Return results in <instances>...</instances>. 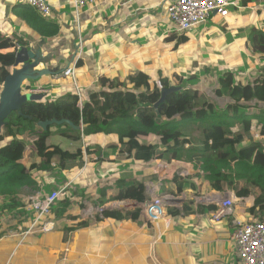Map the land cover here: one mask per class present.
I'll use <instances>...</instances> for the list:
<instances>
[{"label": "crops", "instance_id": "obj_1", "mask_svg": "<svg viewBox=\"0 0 264 264\" xmlns=\"http://www.w3.org/2000/svg\"><path fill=\"white\" fill-rule=\"evenodd\" d=\"M166 1L101 0L83 10L76 26L71 21L72 0H47L60 21L58 33L44 38L16 14L14 0H0V34L25 41L17 50L39 52L43 60L36 68L54 70L26 81L24 91L32 90L39 99L46 93L51 100L78 91L80 106L89 92L99 89L105 75L123 79L142 70L159 80L173 74L178 64L179 74H199L201 65L205 75L237 71L242 55L249 53L243 43L251 26L264 31V0H230L236 5L226 16L212 13L211 24H197L181 34L173 30ZM169 36L185 38L174 48L180 55L173 63ZM165 38L168 43L162 45ZM186 64L189 68L184 69ZM67 67H74L73 76L63 74ZM51 131L52 144L70 153L81 148L83 153L62 164L52 156L33 173V184L0 193V264H239L232 239L234 218L264 221V210L250 211L256 206L254 195L236 197L230 189L211 190L203 170L191 162L137 161L120 152L118 129L98 133L99 144L93 145L98 154L86 153L84 138L71 140L56 127ZM26 155L23 164L28 163ZM129 179L143 184L144 201L113 199L120 180ZM53 190L60 193L50 212L36 220L30 196ZM225 197L233 200V214L220 209ZM149 205L160 210L158 218L145 214ZM164 216L170 219L168 225Z\"/></svg>", "mask_w": 264, "mask_h": 264}, {"label": "trees", "instance_id": "obj_2", "mask_svg": "<svg viewBox=\"0 0 264 264\" xmlns=\"http://www.w3.org/2000/svg\"><path fill=\"white\" fill-rule=\"evenodd\" d=\"M13 10L38 35L49 38L58 33L57 24L43 19L29 6L16 3ZM178 39L174 48L185 41ZM18 44L25 41L0 34V86L11 71ZM243 45L255 55L256 64L263 65L245 77L240 71L214 74L217 82L213 95L226 98L224 106L217 105L213 96L204 98V91L181 86L182 77L173 83L165 76L160 88L152 74L142 70L123 79L102 76L99 89L89 92L80 106L76 92L55 100L46 99L44 93L43 99L26 101L9 113L1 126L0 193L33 184V173L48 165L52 156H58L62 164L82 155L81 148L70 153L52 144L51 127L71 140H80L82 132L88 143L86 153L95 154L99 153L93 147L99 144L98 133L118 129L116 141L123 147L120 152L137 161L191 162L203 170L211 190L230 189L236 197L254 195L256 206L250 211L264 210V31L252 25ZM7 48L13 50L3 51ZM172 85L179 89L159 101L161 90ZM53 118L67 119L72 125L37 128L36 122ZM24 153L27 164L21 162ZM119 184L113 199L144 201L141 182L129 179ZM169 214L175 215L173 211ZM132 217H137V212Z\"/></svg>", "mask_w": 264, "mask_h": 264}, {"label": "built area", "instance_id": "obj_3", "mask_svg": "<svg viewBox=\"0 0 264 264\" xmlns=\"http://www.w3.org/2000/svg\"><path fill=\"white\" fill-rule=\"evenodd\" d=\"M101 0H72L74 17L72 22L78 26L80 14L85 8L96 5ZM15 3L29 6L43 19L55 24L60 21L54 8L47 0H15ZM231 5H236L230 0H167L166 12L172 22L174 32L181 34L190 31L197 24L204 23L212 13L226 16ZM59 26V25H58ZM66 76L74 75V67H67L63 72ZM158 87L161 86L160 80H155ZM77 95L80 97L78 91ZM81 132V140H84ZM58 190H53L47 195L42 196L40 192H34L30 196L29 205L36 213V220L44 217L50 212L59 195ZM220 209L226 215L234 213V204L231 198L225 197L220 203ZM148 216L158 218L160 210L157 206L149 205L144 209ZM214 218L217 219L216 216ZM164 222L168 225L170 219L164 216ZM234 230L232 239L238 255L239 264H264V221L251 220L243 221L234 218Z\"/></svg>", "mask_w": 264, "mask_h": 264}, {"label": "water", "instance_id": "obj_4", "mask_svg": "<svg viewBox=\"0 0 264 264\" xmlns=\"http://www.w3.org/2000/svg\"><path fill=\"white\" fill-rule=\"evenodd\" d=\"M43 58L37 51L21 47L16 51L15 59L12 64L10 73L5 77L0 89V130L4 119L12 111L18 110L26 101L39 99L41 95L35 94L32 90L24 91L23 86L26 81H35L44 75L54 74V70L50 68H36ZM27 87H30L27 85ZM179 89L176 86H170L161 90L163 100L165 95L173 90ZM157 105V103H155ZM131 110L130 113H132ZM56 124H70L67 119H50L37 122V126L47 129L48 126Z\"/></svg>", "mask_w": 264, "mask_h": 264}, {"label": "rangeland", "instance_id": "obj_5", "mask_svg": "<svg viewBox=\"0 0 264 264\" xmlns=\"http://www.w3.org/2000/svg\"><path fill=\"white\" fill-rule=\"evenodd\" d=\"M13 0H8V3L12 2ZM14 3H15V0H14ZM233 10V9H232ZM208 23V24H211L209 23L210 22V19L208 21V19L204 22V23ZM169 30L172 32L171 30V26L169 27ZM140 36V35H139ZM175 38L177 37H174V36H169V45H170V53H169V61L170 63H173V61H175L176 57L178 59V56L180 55L179 51L177 49H174L173 47V43L176 42ZM144 41V40H143ZM142 41V42H143ZM168 41L165 39L162 40V45H165L167 44ZM146 52H144L145 54ZM188 54V52H185V56ZM249 54V55H248ZM248 54H243L242 55V61H240L238 64H239V68L236 72H241V74H243L242 77H245V72H249V71H254V70H257V72L260 70L261 66L263 65L262 63L259 62V66L256 64V60L255 58L253 57V55L251 56V52H249ZM248 55V56H247ZM187 58V57H186ZM190 60V59H189ZM255 60V61H254ZM204 61V60H203ZM184 64V63H183ZM175 66V64H174ZM189 65L186 64L184 66V69H187L189 68L188 67ZM198 66V65H197ZM197 66H191L190 69L194 70V67L196 68ZM176 67V66H175ZM200 67V66H199ZM207 67V66H206ZM182 68V67H181ZM181 68L179 69V64L177 65V67L175 69H173L172 73L169 78H171V81L173 83H178V80L180 77H182V81H181V86H183L184 88H187V86L191 87V89H199L201 91H204L205 95L203 96L204 98H209L211 99L210 97L213 96L214 98V95H213V87L216 86V76H214V74H211V75H205L202 71L203 69L205 68L204 65H201L200 69H201V72L199 74H196L195 72L194 73H189V74H185L184 71L180 72L179 74V71H181ZM218 71H220V69L217 68ZM227 70V69H226ZM139 71V70H138ZM225 71V70H224ZM234 71V70H233ZM232 71V72H233ZM234 71V73H236ZM134 73V72H133ZM175 76V77H174ZM165 77V76H164ZM162 79V78H161ZM159 78V80H161ZM163 85V81L161 80V86ZM217 102V105L219 106H224L225 102L227 101L226 98L224 99H216L214 98ZM36 100H39V99H36ZM254 110V109H253ZM252 110V111H253ZM36 125H37V122H36ZM199 134V133H197ZM254 138L258 139V135L256 134L254 136ZM50 139H52L54 141L53 138L50 137ZM104 139V138H102ZM86 144V143H85Z\"/></svg>", "mask_w": 264, "mask_h": 264}, {"label": "clouds", "instance_id": "obj_6", "mask_svg": "<svg viewBox=\"0 0 264 264\" xmlns=\"http://www.w3.org/2000/svg\"><path fill=\"white\" fill-rule=\"evenodd\" d=\"M76 94H77V93H76ZM79 98H80V97H79ZM80 100H81V98H80ZM80 100H79V101H80Z\"/></svg>", "mask_w": 264, "mask_h": 264}]
</instances>
